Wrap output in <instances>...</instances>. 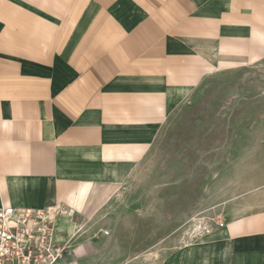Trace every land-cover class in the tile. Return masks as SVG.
I'll return each instance as SVG.
<instances>
[{"label":"crops","instance_id":"1","mask_svg":"<svg viewBox=\"0 0 264 264\" xmlns=\"http://www.w3.org/2000/svg\"><path fill=\"white\" fill-rule=\"evenodd\" d=\"M263 59L264 0H0V207L90 216L145 161L175 104ZM250 188L236 196L255 208L158 264H264V171ZM109 236L80 237L68 264H112Z\"/></svg>","mask_w":264,"mask_h":264},{"label":"rangeland","instance_id":"2","mask_svg":"<svg viewBox=\"0 0 264 264\" xmlns=\"http://www.w3.org/2000/svg\"><path fill=\"white\" fill-rule=\"evenodd\" d=\"M261 171L264 59L213 73L175 104L145 161L90 216H75V241L108 231L102 254L112 264H158L255 208L236 194L250 191Z\"/></svg>","mask_w":264,"mask_h":264},{"label":"built area","instance_id":"3","mask_svg":"<svg viewBox=\"0 0 264 264\" xmlns=\"http://www.w3.org/2000/svg\"><path fill=\"white\" fill-rule=\"evenodd\" d=\"M75 216L63 204L43 209L0 207V264H68L80 231L60 236L59 224L62 219L73 222Z\"/></svg>","mask_w":264,"mask_h":264}]
</instances>
